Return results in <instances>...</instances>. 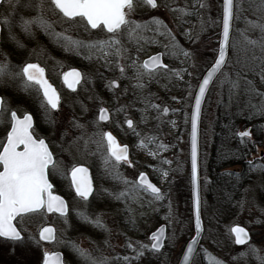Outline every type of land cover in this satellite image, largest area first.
<instances>
[{"label": "rangeland", "instance_id": "rangeland-1", "mask_svg": "<svg viewBox=\"0 0 264 264\" xmlns=\"http://www.w3.org/2000/svg\"><path fill=\"white\" fill-rule=\"evenodd\" d=\"M41 3L42 9L37 8ZM201 3L205 6L200 7ZM260 3L261 0H234V5L239 7L234 8L227 60L202 105L199 166L203 233L191 264H210L212 257L223 264H260L257 257H264V110H257L262 130L256 137L261 144L248 157V160L253 157L255 165L261 167L243 187L229 217H217L211 206L207 171L215 117L232 99L234 103L238 87L246 78L252 81L251 91H258L257 105L264 104V32L249 23L264 25V7H258ZM11 5L5 0L0 7L3 25L0 62L6 60L15 74L25 63L37 61L45 67L47 76L58 89L62 88L61 73L73 63L83 64V78L78 90L70 94L63 91L59 108L51 110L40 103L35 87H23V77H0V95L4 101L0 122L7 119L10 110L19 114L33 111L37 121L47 126L44 134L56 154L58 170H52L53 175L63 176L69 167L81 163L93 166L96 181L94 195L87 201L68 197L66 218L38 212L20 219L18 225L24 235L33 233L37 237L38 249L30 247L18 251L17 260L14 249L7 250L0 244V264H41L43 254L54 250L64 252L66 264H88L73 246L93 258H106L107 264H176L186 241L194 233L188 163L190 109L201 74L217 53L221 0H157L155 9L134 0V9L128 18L142 25L137 30L141 38L130 39L127 29H122L117 34L121 41L117 47L123 49L119 56L110 50L111 55L97 53L91 59L86 58L85 49H81L79 55L70 50L64 54V41L58 40L53 32L85 42L107 39L111 34L102 29L90 30L78 18L67 20L51 0H11ZM181 9L187 14L179 11ZM7 11L9 23L5 24ZM38 15L52 27L46 32L33 24L25 31L22 22ZM154 20L162 23L156 24ZM245 36L258 43L248 44ZM181 50L189 55H183ZM155 52H161L167 68L144 73L138 79L136 72H143L140 67L143 59ZM113 81H117L118 86H112ZM102 106L110 112L107 128L120 143L129 147L130 164L120 162L119 173L128 181L138 182V175L145 172L161 190L163 200L154 201L143 190L133 191L131 196L120 200L108 195L131 190L133 185L112 179L105 165L103 171L97 170L102 166L99 155L105 156L106 144L101 142L104 129L93 113ZM165 108L168 109L166 114ZM127 119L133 121V128L125 125ZM246 127L239 125L235 132ZM148 136L156 137L155 143L141 148L140 141ZM159 144L166 145V149H158ZM164 160L171 163H162ZM163 171L168 172L167 177L162 175ZM78 212L86 213L92 221L99 217L103 227L86 222ZM48 223L54 226L56 239L43 243L38 240V231ZM162 223L166 225L164 247L159 253L145 251L136 259V252L127 247L128 243L134 248L141 243L150 245L149 233ZM233 224L248 229L250 240L246 245L234 244L230 231ZM251 248L257 253L253 254ZM125 256L129 257L128 261L123 259Z\"/></svg>", "mask_w": 264, "mask_h": 264}, {"label": "snow or ice", "instance_id": "snow-or-ice-1", "mask_svg": "<svg viewBox=\"0 0 264 264\" xmlns=\"http://www.w3.org/2000/svg\"><path fill=\"white\" fill-rule=\"evenodd\" d=\"M143 5L149 6L153 9L157 8V0H139ZM4 0H0V4H3ZM51 4L64 18L69 21H75L77 18L85 22L86 26H90L91 29H102L106 33L111 34L107 39H98L94 41L85 42L83 40L73 39L70 36H66L62 33H55L53 35L56 38L64 41L65 50L75 51L77 55L80 54L81 49L87 50L88 55L86 58L91 59L94 54H102L104 56L111 55L110 50H114L115 54L119 56L122 52V48L117 47L121 41L117 38V34L122 29H127L130 39L139 40L137 30L142 28V25L128 18L129 13L134 9V0H51ZM9 6L11 7V0H9ZM205 5L201 3L200 7ZM37 8L42 9L43 4L36 5ZM238 5H234V0H223V39L219 47V56L215 60L212 68L207 72L202 83L199 85V93L195 98V112L192 118V183L194 185V196L196 206V235L199 236L202 231L199 207V185H198V166H197V121L199 119L200 107L202 98L205 95V91L212 81L213 77L222 69L226 62V53L229 46L230 39V26L231 21L234 18V8H238ZM258 7H264V0H261ZM127 9V11H125ZM175 11V10H174ZM184 14H187L185 10H179ZM8 24L7 18L3 21ZM156 24L162 22L158 20L153 21ZM253 27H259L264 32V25L255 24L249 21ZM38 24L40 28L46 32L52 27V25L43 18L42 15H38L32 19L24 20L22 22V28L25 31H29L31 25ZM243 35V33H242ZM248 44L256 45L258 42L255 40L244 37ZM182 54L188 56L187 52L181 50ZM175 54V53H173ZM135 64V62H133ZM143 72L137 70L136 74L138 79L142 78L144 73H152L159 68H167V65L161 63L160 56H154L149 61H145L141 66ZM121 73L124 72V68L121 67ZM20 76L23 77V87L25 89L36 87L37 91H42L43 96L52 109H56L59 103V97L56 94L52 86L44 78V70L37 64H26L20 70L19 73L13 74L10 70L9 63L0 62V77L4 76ZM67 75L73 76L75 79L73 83H79L81 74L73 71ZM67 78V77H66ZM112 86H118L115 82H112ZM141 86L142 85H138ZM236 86L235 84L233 85ZM153 107H158L153 105ZM257 110H264V104L253 105ZM4 111V101L0 98V112ZM166 114L168 109L165 108ZM108 119L107 109L101 108L99 120L104 121ZM128 127L133 128V121H127ZM32 128V117L25 114L23 119L17 116L15 111L11 112V131L7 134V143L3 147V151H0V238H4L10 241H21L23 239L21 231L17 228L14 221H17L19 217L21 220L28 214L38 213L41 210L47 212H57L62 217L68 215V205L66 202L57 195H53L51 189L52 185L48 181V170L51 168L53 171L58 170L56 161L53 154L49 151V148L43 139H35L30 129ZM237 135L243 140L245 137H250V131H243L237 133ZM106 141L107 155L103 157L105 171L111 176L112 179L122 182L124 185L132 184L131 190H124L114 193H108L115 199H125L132 195L133 191L143 190L149 193L154 201H161L164 199V195L161 190L154 184L147 181L143 173L140 174L138 182H131L124 178L118 171V165L120 162H128V148L127 146L121 147L115 137L111 133H102L101 142ZM156 137L148 136L140 141V147L146 148L150 144H154ZM23 145V150L19 151L20 146ZM166 145H157L158 149H166ZM150 155L155 156L156 153L150 152ZM113 160L115 163H112ZM162 163L170 164L171 161L164 160ZM251 164V162H250ZM255 167H261L260 165H254ZM88 170L83 167L73 168L72 178L75 186V192L78 197L87 201L93 194V187L91 180L87 177ZM162 175L167 177L168 172L163 171ZM228 175H232L228 173ZM107 191V190H105ZM138 197H133L137 199ZM171 212V208H169ZM86 222L94 223L98 227H103L102 221L97 217L94 221L90 220L84 212L77 213ZM235 234V243L238 245L246 244L248 241V233L244 228L236 226L231 229ZM55 230L53 228H44L40 232V240L55 241ZM150 245L139 244L138 248H134L132 243L129 242L127 247L136 252V259L144 255L145 251H151L153 253H159L164 247L165 229L161 227L156 232L152 233ZM198 241L193 239L186 246V252L182 256V264H190L191 259L195 254V246ZM77 253L84 258L88 264H107V259L93 258L85 250L73 246ZM253 254L257 253L255 248L250 249ZM260 260V264H264V257H257ZM125 261L129 260V257L123 258ZM44 264H60L59 254L45 253ZM210 264H223L222 261L212 257Z\"/></svg>", "mask_w": 264, "mask_h": 264}, {"label": "trees", "instance_id": "trees-1", "mask_svg": "<svg viewBox=\"0 0 264 264\" xmlns=\"http://www.w3.org/2000/svg\"><path fill=\"white\" fill-rule=\"evenodd\" d=\"M251 83L250 78H246L238 87L234 103L233 99L229 101L214 120L207 171L211 206L217 217L224 215L226 218L233 213L243 187L259 172L253 161L248 162L249 155L261 144L256 135L262 130L259 112L253 107L259 99L258 91H251ZM239 125H250V138L241 140L236 135ZM236 165L240 167L238 171L233 169Z\"/></svg>", "mask_w": 264, "mask_h": 264}, {"label": "flooded vegetation", "instance_id": "flooded-vegetation-1", "mask_svg": "<svg viewBox=\"0 0 264 264\" xmlns=\"http://www.w3.org/2000/svg\"><path fill=\"white\" fill-rule=\"evenodd\" d=\"M5 1V0H4ZM4 4V3H3ZM3 4H0V7L1 6H3ZM0 16H1V13H0ZM9 16H10V13L7 11V16H6V18L8 19L9 18ZM79 19V18H78ZM2 21L0 20V43H1V40H2V30H3V25H2V23H1ZM85 23V22H84ZM90 30H95V29H91L89 26H87ZM64 50V54H65V52H66V50H65V48L63 49ZM59 53V52H58ZM29 63H37L40 67H42L43 68V70H44V76H45V78H46V80L48 81V83L51 85V86H53V88H54V90H55V92H56V94L58 95V97H59V103H58V107L56 108V109H52L49 105H47V102H46V100H45V98H44V96H43V92L42 91H37V95H38V97L40 98V103H42V105L43 106H45V107H48L49 109H51V110H57L58 108H59V105H60V102H61V98H62V92L64 91L65 93H67V94H70V93H75L77 90H78V87H79V85H80V83H81V81H82V78H83V73H82V71H83V64H76V63H73V65H71V67H68V68H66L62 73H61V75H60V79H59V83H60V86H62V88L60 87L59 89L55 86V84H53V82H51V80L49 79V77L47 76V73H46V69H45V67L44 66H42V65H40L37 61H31V62H27V63H25V65L26 64H29ZM24 65V66H25ZM82 65V66H81ZM72 69H75V70H77L80 74H81V78H80V80H79V83H76L75 84V86L73 87V88H70L68 85H67V83L65 82V80H64V75H65V73L67 72V71H69V70H72ZM115 82V84L117 85V81H114ZM35 89H37L36 87H35ZM1 96V98H3V96L2 95H0ZM101 108H105V109H107V111H108V119L106 120V121H100L99 120V111H100V109ZM12 111H15V110H10L9 111V113H8V115L6 114V116H7V119L6 120H4V121H2V122H0V151H2V149H3V146H4V144H5V142H6V140H7V134H8V132H9V130H10V127H11V112ZM16 113H17V111H15ZM26 113H29L30 115H31V117H32V128L30 129V131L32 132V134H33V137L35 138V139H44L45 141H46V143H47V145H48V148L50 149V151H51V153L53 154V157H54V160L56 161L57 160V158H56V154L54 153V150H53V148L51 147V145H50V142H49V140H48V137H46L45 136V134H44V132H45V127H47L45 124H43V122H38L37 121V114L36 113H34L33 111H26V112H24V113H22V114H19V113H17V115L18 116H23L24 114H26ZM93 116L97 119V121H98V123L102 126V128L104 129V133H106L107 131H110L114 136H115V138L117 139V141H118V143L119 144H123V143H120V141H119V139H118V137L115 135V133L114 132H112L110 129H108L107 128V125H108V123H109V120H110V112H109V109L107 108V107H105V106H102V107H100L96 112L94 111V113H93ZM125 125L126 126H128L127 125V121H125ZM263 128H264V123H263ZM250 133H251V131H250ZM105 144H106V141H105ZM127 145V144H126ZM128 146V145H127ZM23 148V145H21L20 146V148L18 149V150H21ZM104 148V150H105V155H107V149H105V147H103ZM128 152H129V147H128ZM251 155V154H250ZM99 157H100V159H101V163H102V166H100V167H97V170L99 171V170H101V171H103V165H104V159L103 158H101V156L99 155ZM254 158L252 157L250 160H248V162H252V160H253ZM77 165H85V164H75V165H73V166H71V167H69V169H67V171H66V173L65 174H63V176L61 175H53V172H52V169L50 168L49 170H48V176H49V181L51 182V185L53 186L52 187V189H51V191L52 192H54V193H58V194H60L61 196H63V198L65 199V201H66V203L68 204V206H69V203H68V201H69V199H68V197H73L74 199H76V200H79V201H85V200H83V199H81L80 197H78L77 195H75V193H74V191H73V188H72V186H71V181H70V172H71V170L75 167V166H77ZM88 169H89V172H90V178H91V182H92V187H93V194L89 197V198H91L93 195H94V192H95V170H94V168H93V166L92 165H85ZM91 166V167H90ZM236 167V169H235V171H238L239 170V166L238 165H236L235 166ZM0 170H2V166H0ZM95 173V174H94ZM61 191V192H60ZM88 198V199H89ZM40 212H44V213H46V214H48L45 210H41ZM50 214H54V213H49V215ZM29 215V214H28ZM55 215H57V214H55ZM27 216V215H26ZM25 217V216H24ZM20 220V218L18 217L17 218V221H14V223L16 224V226H17V228L21 231V235H22V237H23V239L21 240V241H10V240H6V239H4V238H0V244L1 245H3V246H5L6 248H7V250H12V249H14V251H15V254H16V259L18 260V258H20L19 257V255L17 254V252L18 251H20V250H26L27 248H30L31 247V249H38V247H37V245H38V242L36 241V238L37 237H35V235H33V233L32 234H27V233H25V235H24V233L22 232V230L20 229V227H19V225H18V221ZM38 240L39 241H41L40 239H39V237H38ZM42 242V241H41ZM36 247V248H35ZM59 251H61L62 252V255H63V261H64V259H65V257H64V252L62 251V250H59ZM45 254V253H44ZM44 254H43V256H44ZM9 262V261H8ZM9 263H11V262H9ZM65 263V262H64ZM8 264V263H7ZM66 264V263H65Z\"/></svg>", "mask_w": 264, "mask_h": 264}, {"label": "water", "instance_id": "water-1", "mask_svg": "<svg viewBox=\"0 0 264 264\" xmlns=\"http://www.w3.org/2000/svg\"><path fill=\"white\" fill-rule=\"evenodd\" d=\"M231 27H232V21H231V26H230V33H231ZM222 39H223V0H221V23H220V32H219V40H218L217 53H216V56H215L213 62H212V63L210 64V66L204 71V73L202 74L201 78H200L199 81H198V84H197L196 89H195V92H194V96H193V100H192V104H191V109H190L189 133H188V163H189V170H190V193H191V205H192L193 230H194V233H193L192 237H191L189 240H187V242L185 243V245H184V247H183V250H182V252H181V254H180V256H179V259H178V261H177L176 264H182V256H183V253L186 252V246H187L188 243H190L193 239H196V240L198 241L197 245L195 246V252H196L197 247H198L199 242H200V239H201V236H202V233H203V223H202L201 216H200V221H201L202 231H201V233H200L199 236L196 235V230H195V224H196V206H195V196H194V191H195V189H194V185H193V183H192V159H191V156H192V139H193V137H192V118H193V114H194V112H195V98H196V96H197L198 93H199V85L202 83L204 77L207 75V72L212 68V66L214 65L215 60L218 58V56H219V47H220V43H221ZM157 55L160 56L161 63L164 64V63H163V60H162V55H161L160 52H157V53L151 54V55L147 56L146 58H144L143 61H142V64H143L145 61H149L150 58H152V57H154V56H157ZM227 55H228V48H227V53H226V59H227ZM31 64H37V63H31ZM37 65H38V64H37ZM39 67H40V66H39ZM40 68H42V67H40ZM222 68H223V67H222ZM42 69H43V68H42ZM73 71L78 72L77 70L72 69V70L67 71V72L65 73V75H64V80H65V82L67 83V85H68L70 88H73V87L75 86L76 83H73V81H74L75 78H74L73 76H71V75H67V74H69V73H71V72H73ZM217 74H218V73H217ZM217 74H216V75H217ZM216 75L213 77V79L216 77ZM66 77H67V78H66ZM44 78H45V76H44ZM213 79H212V81H213ZM45 80H46V78H45ZM46 81H47V80H46ZM212 81H210V83H209V85H208V87H207V89H206V91H205V95H204V97L202 98L201 107H200V114H201V109H202V105H203L204 99H205V97H206V94H207V92H208V89H209V87H210ZM47 82H48V81H47ZM52 88H53V86H52ZM53 89H54V88H53ZM0 98H1V97H0ZM104 109H105V108H104ZM26 114H27V115H30L29 113H26ZM200 114H199V119H198V121H197V134H196V144H197V166H198V185H199V121H200ZM24 115H25V114H24ZM24 115L21 116V117H19V116H18V117H19L20 119H23ZM99 115H100V111H99ZM30 116H31V115H30ZM107 116H108V111H107ZM106 120H107V119H106ZM106 120H104V121H106ZM32 123H33V122H32ZM127 125H128V124H127ZM10 131H11V127H10L9 132H10ZM245 131H249V129L247 128ZM106 133H111V132H110V131H107ZM111 134H112V133H111ZM112 136L115 137L113 134H112ZM115 139H116V138H115ZM43 140H44V139H43ZM44 141H45V140H44ZM116 141H117V139H116ZM6 143H7V140H6L5 144H4V146L6 145ZM45 143H46V141H45ZM117 143H118V141H117ZM46 144H47V143H46ZM118 144H119V143H118ZM119 145H120L121 147H123V146H127V145H125V144H119ZM47 146H48V145H47ZM127 148H128V147H127ZM22 150H23V148H22L21 150H19V151H22ZM2 151H3V149H2ZM49 151H50V150H49ZM50 152H51V151H50ZM77 167H83V168H86V169L88 170V172H87V177L91 180L89 169H88L85 165H77V166H75L74 168H77ZM72 170H73V169H72ZM72 170H71V172H70V181H71V185H72L73 191H74V193L76 194V192H75V186H74L73 178H72ZM142 173L145 175V177H146V179H147L148 182L154 184V183L149 179V177L147 176V174H146L145 172H142ZM140 174H141V173H140ZM140 174H139L138 177H137V181H139ZM47 178H48V176H47ZM48 181H49V178H48ZM49 183L51 184L50 181H49ZM154 185H155V184H154ZM155 186H156V185H155ZM198 190H199V197H200V185H199V189H198ZM52 193H53V195L60 196V197L65 201V199L63 198V196H61L60 194H58V193H54V192H52ZM65 202H66V201H65ZM66 204H67V203H66ZM46 212H47V211H46ZM47 213H49V212H47ZM55 213H57V212H55ZM57 214H59V213H57ZM59 215H60V214H59ZM199 215H200V207H199ZM236 226H239V227L244 228L245 231L248 233V230H247L245 227H243L242 225H239V224H234V225H232V226H231V229H232L233 227H236ZM48 227L53 228L52 225H46V226L42 227V228L40 229V231H39V237H40V232H41L44 228H48ZM161 227H163V228L165 229V235H166V226H165V224H160L156 229H154V230L149 234V237H151L152 233L156 232V231H157L158 229H160ZM53 229H54V228H53ZM231 232H232V231H231ZM232 234H233V236H234V243H235V234H234L233 232H232ZM248 238H249V233H248ZM42 241H44V240H42ZM45 242H49V241H45ZM235 244H236V243H235ZM236 245H238V244H236ZM48 254H59V256H60V264H63V261H62V253H61V252H59V251H55V252H51V253H48ZM193 257H194V256H193ZM44 259H45V257H44ZM192 259H193V258H192ZM192 259H191V261H190V264H191V262H192ZM42 264H44V260H43Z\"/></svg>", "mask_w": 264, "mask_h": 264}]
</instances>
